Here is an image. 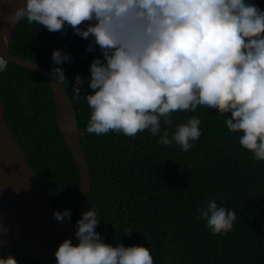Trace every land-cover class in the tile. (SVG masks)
I'll return each instance as SVG.
<instances>
[{
  "label": "clouds",
  "instance_id": "9594fccd",
  "mask_svg": "<svg viewBox=\"0 0 264 264\" xmlns=\"http://www.w3.org/2000/svg\"><path fill=\"white\" fill-rule=\"evenodd\" d=\"M9 19L49 31L69 25L89 40L86 51L99 49L90 75L76 74L72 85L81 95L87 79L93 90L83 95L91 109L87 132L115 130L135 138L147 129L162 145L188 153L202 137V122L192 118L172 130L174 110H212L226 115L228 129L239 133V144L255 160H264V9L255 0H24ZM52 60V77L66 81L60 65L71 62V53L54 49ZM7 62L0 56V72ZM198 211L213 234H227L237 218L214 198ZM53 215L63 222L72 213L65 208ZM99 216L95 206L82 213L78 243L63 239L55 264H154L143 244L106 242L96 230ZM0 264L20 261L9 253L0 255Z\"/></svg>",
  "mask_w": 264,
  "mask_h": 264
},
{
  "label": "trees",
  "instance_id": "16d2710c",
  "mask_svg": "<svg viewBox=\"0 0 264 264\" xmlns=\"http://www.w3.org/2000/svg\"><path fill=\"white\" fill-rule=\"evenodd\" d=\"M255 3L264 9V0ZM59 31L22 19L10 51L49 69ZM88 43L71 27L63 50L72 60L60 66L76 108L105 241L143 244L152 250L154 264H264V160H255L239 144V133L228 129L226 115L212 110H174L172 130L192 118L202 122V137L188 153L176 144L162 145L147 129L135 138L115 130L87 132L91 109L83 95L93 90L87 79L81 95L72 85L76 74L90 75L91 60L101 55L98 48L86 51ZM0 83L10 129L56 208H70L76 220L80 172L60 133L47 79L7 62ZM207 198L236 211L227 234H213L201 218L198 209ZM126 228L133 230L125 234ZM11 253L18 258L14 239ZM27 264L45 263L28 253Z\"/></svg>",
  "mask_w": 264,
  "mask_h": 264
},
{
  "label": "water",
  "instance_id": "95a60500",
  "mask_svg": "<svg viewBox=\"0 0 264 264\" xmlns=\"http://www.w3.org/2000/svg\"><path fill=\"white\" fill-rule=\"evenodd\" d=\"M24 0H0V56L8 62L18 64L44 76L53 93L56 118L60 133L69 148L80 172V195L78 218L93 207L91 193V170L81 142L76 108L66 85L53 78L50 69L26 58L15 56L10 51L13 34L21 20L10 22L9 16ZM71 26L59 31L54 49H63ZM58 210L26 156L20 141L6 121V109L0 83V255L11 253L12 241L18 248L20 264H27V254L55 264L54 255L63 239L72 237L76 220L58 221L53 215ZM99 231V226H96ZM100 232V231H99Z\"/></svg>",
  "mask_w": 264,
  "mask_h": 264
}]
</instances>
